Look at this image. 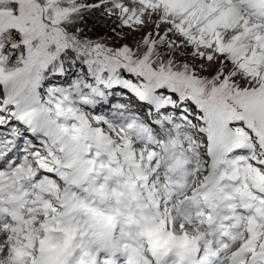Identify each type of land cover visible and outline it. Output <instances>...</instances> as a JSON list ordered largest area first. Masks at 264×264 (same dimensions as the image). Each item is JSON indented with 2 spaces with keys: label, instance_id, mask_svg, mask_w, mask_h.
<instances>
[{
  "label": "snow or ice",
  "instance_id": "obj_1",
  "mask_svg": "<svg viewBox=\"0 0 264 264\" xmlns=\"http://www.w3.org/2000/svg\"><path fill=\"white\" fill-rule=\"evenodd\" d=\"M0 264H264V0H0Z\"/></svg>",
  "mask_w": 264,
  "mask_h": 264
}]
</instances>
